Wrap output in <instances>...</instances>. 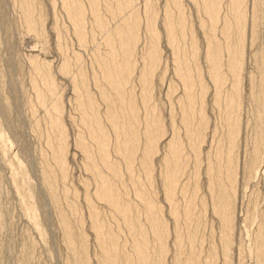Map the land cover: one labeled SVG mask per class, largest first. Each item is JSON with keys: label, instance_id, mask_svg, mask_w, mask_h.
Returning a JSON list of instances; mask_svg holds the SVG:
<instances>
[{"label": "bare ground", "instance_id": "bare-ground-1", "mask_svg": "<svg viewBox=\"0 0 264 264\" xmlns=\"http://www.w3.org/2000/svg\"><path fill=\"white\" fill-rule=\"evenodd\" d=\"M18 1L27 29L42 36L43 14L36 11L39 0ZM135 1L86 0L88 5H85L83 0H61L80 44L86 47V43L95 41L96 32L99 31L103 37L102 43L106 46L105 50L98 47L93 52V60L99 66V74H93V82L99 88L101 98L106 99L108 103L103 111L99 109L97 97L91 91L84 68L80 67L76 72L77 77H74L75 106L80 112V122L86 126V130L81 129L74 138L76 145L84 153V165L93 173L94 195L108 201L112 214H117L126 226L130 234V242L127 244L126 240L119 241L118 234L113 232L112 228L106 227V221L104 222V218L100 215L98 205L89 196L91 227L99 247L98 262L99 264H165L163 256L167 250L168 228L164 226V218L160 212L161 205L156 201L154 190L148 189L153 186L152 163L154 154L159 149V139L165 130L162 118L153 112L154 110L153 113L151 112L152 115L145 114V124L141 129L139 114L141 107H154L150 103L153 88L151 79L160 57L159 41L163 38L171 49L174 59L173 70L182 85V92L178 95V105L181 110L180 122L186 128V138H181L180 134H177L173 114L170 113L172 133L165 143L164 154L161 157L164 197L169 202L170 211L175 219L180 214L179 203L175 199L176 189L180 191L185 202L182 208L184 225L181 226L176 221L172 229L176 245L174 264H215L219 249L224 256L223 264H231L233 204L238 171L236 151L243 123L241 73L244 64V39L246 29L252 39L257 36L260 18L263 16L264 0H251L250 18L247 17L248 0H194L203 14L199 19L198 27L203 36L201 55L209 62L207 75L210 77L212 100L215 104L222 103L223 124L226 126L223 135L215 140V145L205 151L201 142L205 139L203 129L208 122L204 110V95L208 85L205 84L206 80L203 82V72L195 63L199 55L197 48L200 32L196 31L193 22H187V16L182 9V0L164 2L160 25H157L156 2L144 0L141 9L135 7ZM170 3L176 12L171 9L173 6ZM88 7L91 12L89 29L86 27L85 18ZM102 8L111 16L118 17V21L112 27H109V21L107 22L106 17L103 16ZM141 31L146 34V46L138 73L141 88L140 100H137L129 82L134 70V55ZM186 36L189 37V51L183 46ZM74 58L75 61H79V54L76 53ZM255 58L258 71L256 74H251L248 89L252 102L253 133L248 138L251 146L243 165L244 182L254 175L264 152V74L263 62L260 61L261 59L264 61L262 48L255 51ZM44 65L45 63L35 61L32 77L35 89L33 108L35 104L44 106L48 119L46 141L51 151L50 155H45L43 159L42 177L55 203L65 240L75 260L73 264H88L86 235L74 231L75 224L58 203V192L55 187V180L58 178L56 172L60 179L65 178L68 142L61 117L60 97L55 96L49 104L46 102V96L54 94L57 85L50 70L47 67L43 68ZM60 68L69 71L70 62L65 56ZM229 76L231 80L227 87ZM174 86L175 83L170 82L169 91ZM103 120L108 121V131ZM140 138L144 139L142 145L139 142ZM185 141L191 146L194 159L191 157L193 165L188 180L178 186L187 161L183 153ZM112 150L117 153L116 157L112 156ZM203 159L206 160L203 168L206 174L205 183L200 180ZM203 185L209 193V205L218 213L221 221L220 241L218 243L212 239L209 242L205 259L200 257L202 239L199 236L203 214L208 209V199L200 193ZM63 189L64 192L67 191L66 186H63ZM130 191L134 193L135 199L128 196ZM68 206L72 211H77L74 201L68 202ZM263 219L264 217L255 233L256 264H261L264 259ZM150 232L156 236V239L148 235ZM77 238L80 241L79 248L75 245ZM33 248L31 242L24 245L27 258L31 256ZM239 250L242 251L241 245Z\"/></svg>", "mask_w": 264, "mask_h": 264}, {"label": "rangeland", "instance_id": "rangeland-1", "mask_svg": "<svg viewBox=\"0 0 264 264\" xmlns=\"http://www.w3.org/2000/svg\"><path fill=\"white\" fill-rule=\"evenodd\" d=\"M143 1L136 0L135 7L142 9ZM153 1L156 2L158 9L157 25H160L163 5L168 1ZM184 1L182 0V9L187 16V22H193L196 31L200 32V35L198 34L199 47L197 48L199 55H197L195 63L203 72V82L206 80L205 84L208 85L204 95V110L208 122L203 129L205 139L201 142L203 151H205V149L212 148L215 145V140L223 135L226 126L223 124L222 103L220 105L215 104L212 100V87L210 77L207 75L209 62L201 55L203 36L201 29L198 27V22L200 17L203 16L202 11L199 10L194 0ZM83 2L88 5L86 0H83ZM250 2L252 1L248 0V18L251 16ZM170 4L172 5V3ZM224 8H226V4H224ZM171 9L175 11L174 6ZM36 11L43 14L44 33L42 36L27 29L18 0H0V264H73L75 261L71 248L65 240L64 229L62 223H60L55 203L42 177L43 159L45 155H50L51 149L46 141V125L48 124L46 109L44 106L37 104L33 108L35 89L32 84V77L35 61L45 63L43 68L47 67L55 79L56 92L47 95L46 102L49 104L55 96L60 97L61 117L67 134V172L65 178L60 179L58 172H56L58 178L55 180V187L58 192V203L65 209L71 222L75 224L74 231L76 233L83 232L86 235L88 264H99V247L94 230L91 227L88 208L89 196L98 205L100 215L104 218V222L106 221V227L112 228V231L118 234L119 241L126 240L129 244L130 234L119 216L112 214V208L108 201L94 195L93 173L84 165V153L75 143L76 133L81 129L85 131L86 126H83L80 122V112L75 106L74 77H77L76 72L80 67L84 68L87 82L91 91L97 97L99 109L103 111L108 102L106 99L101 98L99 88L93 82V74H99V66L93 60V52L98 47L105 50L106 46L102 43L103 37L99 31L96 32L97 39L95 41L86 43V47L80 44L73 30V23L67 15L61 0H39ZM223 11L224 9H222ZM102 13L107 22L109 21V27H112L118 21V17L111 16L104 8H102ZM262 13L263 16L260 18L257 36L252 39L248 29H246L244 39V64L241 73L243 123L236 151L238 171L233 204L231 264H256L255 233L262 217H264V152L256 172L246 182H244L245 168L243 166L248 158L247 152L251 146L248 138L253 133L252 102L248 92L250 76L258 71L255 51L260 48L264 50V9ZM85 18L86 27L89 29L91 25L89 7L85 12ZM141 34L134 55V70L129 82L137 100H140L139 90L141 88V79L138 77V73L142 66L143 61L141 60L146 46V34L143 31H141ZM188 38L186 36L185 45H183L187 51L190 50ZM159 50V61L154 68L157 71H154L151 79L153 88L150 103L154 107H141L139 114L141 129L145 124V114L152 115L153 110L163 120L165 132L161 135L159 149L154 154L151 173L153 186L148 189L154 190L156 201L161 205L160 212L164 218V226L168 228V234H166L167 250L163 256L164 263L174 264L176 245L172 229L176 221L181 226L184 225L185 219H183L182 208L185 202L180 191L176 189L175 199L179 203L180 214L175 219L170 211L169 202L164 197L161 157L164 154L165 143L172 133L170 113L173 114L176 121H174L176 131L181 138H186V128L180 122L181 110L178 105V95L182 92V85L173 70L174 59L171 49L163 38L159 41ZM76 53L79 54V61H75L74 55ZM64 56L70 62V68L67 72L60 68ZM260 61L263 62L264 74V61L262 59ZM230 80L231 77L229 76L226 83L227 87ZM170 82L175 83V86L169 91ZM103 123H105V128L108 131V121L103 120ZM139 142L142 145L144 139L140 138ZM140 151L141 149L138 151L139 154ZM111 153L112 156H117V153L113 150ZM183 153L187 161L178 186L188 180L193 165V150L186 141L183 142ZM202 155L204 156V152ZM205 161V159L202 160V173L200 174V180L204 183L206 182V174L203 171ZM123 171H125L124 168ZM63 186L67 188L66 192L63 191ZM205 189V185L200 189V193L208 199V209L203 214L199 232L202 239V251L200 253L202 259L207 256V246L212 239L219 243V228L221 225L218 213L214 212L211 205H209V193ZM128 196L135 199L132 191L129 192ZM71 201L76 203V212L68 206V202ZM141 216L143 218V215ZM148 235L156 239L153 233L150 232ZM28 242H31L34 246L29 258L26 257L24 250V245ZM79 243L80 241L77 238L75 241L76 247L79 246ZM184 244L186 247L187 243ZM239 245L242 246L241 252ZM223 258L222 251L219 249V254L215 257V264H223ZM261 264H264V259Z\"/></svg>", "mask_w": 264, "mask_h": 264}]
</instances>
